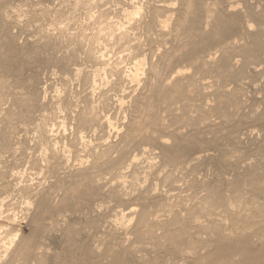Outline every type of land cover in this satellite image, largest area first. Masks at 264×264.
Wrapping results in <instances>:
<instances>
[{"label": "bare ground", "instance_id": "6f19581e", "mask_svg": "<svg viewBox=\"0 0 264 264\" xmlns=\"http://www.w3.org/2000/svg\"><path fill=\"white\" fill-rule=\"evenodd\" d=\"M15 1L0 264H264V0Z\"/></svg>", "mask_w": 264, "mask_h": 264}, {"label": "rangeland", "instance_id": "374dc122", "mask_svg": "<svg viewBox=\"0 0 264 264\" xmlns=\"http://www.w3.org/2000/svg\"><path fill=\"white\" fill-rule=\"evenodd\" d=\"M20 1H21V2H20ZM36 1H37V3H38V0H34L33 2H36ZM44 2H45V1H44ZM44 2L41 1V3H38V4L35 5L36 8L33 7L32 9L34 10V8H35V12H36V9H37V11H38V10L40 9V8H39L40 5H41L42 7H44L45 5H47V2H45L46 4H45ZM53 2H54V3H55V2L58 3L59 1L57 2L56 0H53ZM15 3H17V5H20V8H21V12H22V14H24L25 12L27 13V11H28L27 14H29L31 11H33V10L30 9V7L27 9V7L24 6V3L22 2V0H16ZM18 3H19V4H18ZM20 3H21V4H20ZM56 3H55V4H56ZM22 4H23V5H22ZM39 4H40V5H39ZM42 4H43V5H42ZM44 4H45V5H44ZM41 6H40V7H41ZM22 8H23L24 10H23ZM25 8H26V9H25ZM38 8H39V9H38ZM29 9H30V10H29ZM25 10H26V11H25ZM29 11H30V12H29ZM26 13H25V14H26ZM38 13H39V11L36 12V14H38ZM25 14H24V15H25ZM39 20L41 21L40 23H42V22H43L44 24H46V22L48 23V20H46V19L43 20L42 17H39ZM44 21H45V22H44ZM22 35L24 36V34H22ZM22 35L20 34L19 36H22ZM17 200H18V199L15 198L14 200H12V202H15V201H17ZM15 203H16V202H15ZM18 205H19V203H18ZM19 206H20V205H19ZM19 206H17V204H15V205L13 204V206H11L10 209H11V210L13 209L12 212H14V213L16 212V214H18L17 212L20 213V207H19ZM12 207H13V208H12ZM15 208H16V209H15ZM14 209L17 210V211H15ZM17 216H18V215H17ZM18 220H20V219H18ZM20 227H21V231H22V233L25 234V235H27L28 232H29V229H28V226H27L26 222H24V221H20Z\"/></svg>", "mask_w": 264, "mask_h": 264}]
</instances>
